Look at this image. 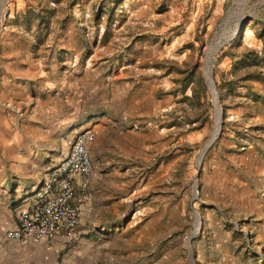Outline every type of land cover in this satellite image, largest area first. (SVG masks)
<instances>
[{
    "label": "rangeland",
    "instance_id": "1",
    "mask_svg": "<svg viewBox=\"0 0 264 264\" xmlns=\"http://www.w3.org/2000/svg\"><path fill=\"white\" fill-rule=\"evenodd\" d=\"M238 11L236 0H0V201L22 203L31 189L17 186L92 129L105 199L93 216L109 224L75 230L92 264H264V0ZM217 36L224 116L201 160Z\"/></svg>",
    "mask_w": 264,
    "mask_h": 264
},
{
    "label": "built area",
    "instance_id": "2",
    "mask_svg": "<svg viewBox=\"0 0 264 264\" xmlns=\"http://www.w3.org/2000/svg\"><path fill=\"white\" fill-rule=\"evenodd\" d=\"M95 138L92 129L76 136L67 155L41 182L33 205L21 211L18 226L7 233L9 238L28 245L76 230L80 208L73 200L78 187L82 196L89 188L93 168L90 149Z\"/></svg>",
    "mask_w": 264,
    "mask_h": 264
},
{
    "label": "crops",
    "instance_id": "3",
    "mask_svg": "<svg viewBox=\"0 0 264 264\" xmlns=\"http://www.w3.org/2000/svg\"><path fill=\"white\" fill-rule=\"evenodd\" d=\"M82 129L84 128H81L79 131ZM67 153L58 159L55 163L56 165L48 166V170L46 171L49 172L56 167ZM52 154V152H47L45 153V157ZM40 156L44 158L43 153ZM46 175L45 172L37 171L30 179L26 178L23 181V185L17 186L19 191L26 187L31 189L30 196L22 203H17L19 198L13 197H10L7 202L0 201V264H92L93 257L87 250V238L81 236L78 231L75 233V230L71 234L56 236L49 241L33 242L28 245H23L18 240L7 236L9 231L18 226L21 211L33 205L38 189L35 188L40 186ZM96 175L95 172H92L86 194L82 196L78 187L73 200V203L80 208L79 225L81 227L92 225L109 226L105 222L100 223L97 217L93 216L98 211L100 202L102 203L105 200L97 193L95 187ZM13 186V184L10 185L11 189L14 188ZM124 194L122 196H112L114 198L109 196L107 200L113 205L118 206L122 199H126L127 195Z\"/></svg>",
    "mask_w": 264,
    "mask_h": 264
},
{
    "label": "bare ground",
    "instance_id": "4",
    "mask_svg": "<svg viewBox=\"0 0 264 264\" xmlns=\"http://www.w3.org/2000/svg\"><path fill=\"white\" fill-rule=\"evenodd\" d=\"M246 1L247 0H236V5L239 8L238 13L240 14L241 18L245 14L244 7H245V4H246ZM233 12H234V10H232L230 12V14L228 16L229 19H230V17H233V15H234ZM218 39L211 44V46H210V48H209V50L207 52V56H206V60H205V74H206V77L208 79L211 91L213 93L214 103L216 105V128H215V132H214L212 138L210 139V141H212L217 136V134H218V132L220 130V122H221V109H220V107L218 105L217 92H216L217 90L214 88L213 83H212V79L213 78H212V65H211L212 57H213L214 53L216 52V50L218 49V47L220 46V43H221V40H218ZM198 219H200V218H198ZM200 224H201V222L198 220V224H197V226L199 225L198 231L201 230V228H202Z\"/></svg>",
    "mask_w": 264,
    "mask_h": 264
},
{
    "label": "water",
    "instance_id": "5",
    "mask_svg": "<svg viewBox=\"0 0 264 264\" xmlns=\"http://www.w3.org/2000/svg\"><path fill=\"white\" fill-rule=\"evenodd\" d=\"M218 39V36L215 38V40L214 41H216ZM213 41V42H214ZM212 42V43H213ZM213 76V75H212ZM208 81V80H207ZM212 83H213V86H214V88L216 89V85H215V82H214V80L212 79ZM208 84H209V82H208ZM210 87V86H209ZM217 90V89H216ZM217 92V91H216ZM217 100H218V105H219V107H220V109H221V122H220V130H219V132H218V134H217V136L212 140V141H210V142H208L205 146H204V148H203V150H202V154H201V160H202V158H203V155H204V153L208 150V148L212 145V143L214 142V140L218 137V135L220 134V131H221V127H222V120H223V116H224V109L222 108V106L220 105V98H219V95H218V92H217ZM215 107H216V105H215Z\"/></svg>",
    "mask_w": 264,
    "mask_h": 264
}]
</instances>
